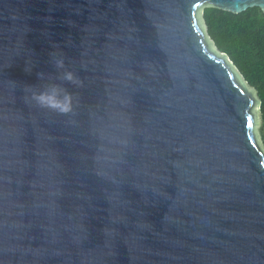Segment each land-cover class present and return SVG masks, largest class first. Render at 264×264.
<instances>
[{"label":"water","instance_id":"1","mask_svg":"<svg viewBox=\"0 0 264 264\" xmlns=\"http://www.w3.org/2000/svg\"><path fill=\"white\" fill-rule=\"evenodd\" d=\"M207 7L264 0H0V264H264L261 100Z\"/></svg>","mask_w":264,"mask_h":264},{"label":"trees","instance_id":"2","mask_svg":"<svg viewBox=\"0 0 264 264\" xmlns=\"http://www.w3.org/2000/svg\"><path fill=\"white\" fill-rule=\"evenodd\" d=\"M207 36L217 52L226 54L261 100V139L264 145V12L251 8L235 14L207 7L203 12Z\"/></svg>","mask_w":264,"mask_h":264},{"label":"clouds","instance_id":"3","mask_svg":"<svg viewBox=\"0 0 264 264\" xmlns=\"http://www.w3.org/2000/svg\"><path fill=\"white\" fill-rule=\"evenodd\" d=\"M52 64L58 71L57 80L65 81L73 86H80L81 81L76 74L65 67L63 57L53 56ZM41 80H45L44 73H37ZM28 99L42 108L52 109L61 114L70 113L73 110L74 97L71 92H68L61 84L55 81L47 82L40 88L28 86Z\"/></svg>","mask_w":264,"mask_h":264},{"label":"rangeland","instance_id":"4","mask_svg":"<svg viewBox=\"0 0 264 264\" xmlns=\"http://www.w3.org/2000/svg\"><path fill=\"white\" fill-rule=\"evenodd\" d=\"M200 17V21H201V24L203 26V20H202V14L199 15ZM209 42L210 44L212 45V47L216 50V48L214 47L213 43L211 42V40L209 39ZM217 51V50H216ZM258 119H257V127H256V134H257V138H258V143H259V146L260 148L263 150L264 152V145L262 143V139H261V126H262V121H261V116H260V113H258Z\"/></svg>","mask_w":264,"mask_h":264},{"label":"snow or ice","instance_id":"5","mask_svg":"<svg viewBox=\"0 0 264 264\" xmlns=\"http://www.w3.org/2000/svg\"><path fill=\"white\" fill-rule=\"evenodd\" d=\"M248 123H249V126H251V121H250V120H249V122H248Z\"/></svg>","mask_w":264,"mask_h":264}]
</instances>
